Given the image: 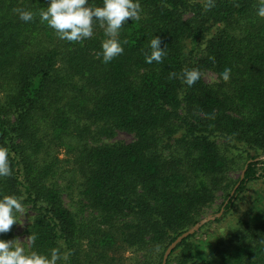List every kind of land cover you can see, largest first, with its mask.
<instances>
[{
  "label": "trees",
  "instance_id": "16d2710c",
  "mask_svg": "<svg viewBox=\"0 0 264 264\" xmlns=\"http://www.w3.org/2000/svg\"><path fill=\"white\" fill-rule=\"evenodd\" d=\"M258 2L139 0L140 19L116 37L123 52L104 63L97 22L91 37L69 42L40 21L48 0H0V147L10 167L0 197L22 198L30 213L24 233L36 240L26 251L58 248L66 258L57 264H161L168 245L222 196V216L185 238L166 264H264V193L226 221L264 183ZM153 36L164 55L149 64ZM192 69L201 75L189 87L183 72ZM206 71L215 81L204 80ZM118 132L133 139L115 141ZM16 229L0 239L16 240Z\"/></svg>",
  "mask_w": 264,
  "mask_h": 264
},
{
  "label": "clouds",
  "instance_id": "9594fccd",
  "mask_svg": "<svg viewBox=\"0 0 264 264\" xmlns=\"http://www.w3.org/2000/svg\"><path fill=\"white\" fill-rule=\"evenodd\" d=\"M19 19L30 22L33 13L26 10H16ZM139 0H103L100 7L90 6L89 0H48L46 9L39 13L40 21L46 23L56 36L69 42L80 41L93 35V22H97L107 37L101 42V51L97 54L104 63L110 62L123 52L121 43L116 39L121 25L128 19H140ZM256 15L264 18V0H259ZM161 39L153 36L148 44L149 53L145 54L147 63H159L164 55ZM230 69L225 68L221 73L224 81L229 79ZM198 70H184L183 83L191 87L200 79ZM175 76V73L170 74ZM10 175L8 150L0 147V177ZM18 214H26L22 198L15 195L0 197V234L9 232L13 224H20ZM30 243H34L36 236H28ZM64 257L58 248L50 249L47 255L36 251H26L19 240L0 239V264H57Z\"/></svg>",
  "mask_w": 264,
  "mask_h": 264
},
{
  "label": "rangeland",
  "instance_id": "374dc122",
  "mask_svg": "<svg viewBox=\"0 0 264 264\" xmlns=\"http://www.w3.org/2000/svg\"><path fill=\"white\" fill-rule=\"evenodd\" d=\"M203 78L206 82L211 83V82L215 81L216 76L214 73H212L210 71H206L203 74ZM132 139H133L132 135L125 133V132H118L116 134V136L114 137L115 141H123V142H130ZM63 153H64V151H61V157H63ZM260 159L264 160V155L261 156ZM241 174H242V170L238 169L232 173V178L234 180H236L239 176H241ZM258 193L259 194L264 193V183H262L261 181L255 185L251 186L248 189V191L245 194V196L243 197L242 201L239 203V206H238L236 212L229 215V217L226 219V221H228L230 219V217L231 218L232 217H238L241 213L246 211L249 208L250 203L253 200L254 196H256ZM66 201L68 202V199H66ZM222 202H223V197L218 196L215 205L212 207V209H210L207 212V214L203 218H205L209 215L216 214L217 208L220 206V204ZM29 215H30V213L28 211H26L25 216L24 215L19 216L18 221L20 224H17V229H16V235H17L16 240H19L20 245L23 246L24 248H26L28 246V243H29V240L24 233V229H25L27 223L29 222V218H30ZM225 224H226V222H223L222 225L212 224V225H210V227L208 229L203 231V234H206L207 232L209 235L216 234L218 231H220L221 228H223L225 226ZM127 256L128 257L132 256V253L128 252Z\"/></svg>",
  "mask_w": 264,
  "mask_h": 264
},
{
  "label": "water",
  "instance_id": "95a60500",
  "mask_svg": "<svg viewBox=\"0 0 264 264\" xmlns=\"http://www.w3.org/2000/svg\"><path fill=\"white\" fill-rule=\"evenodd\" d=\"M249 163L251 162L248 161ZM247 169V166H245V169L242 171V174L240 176V180L243 179L244 177V173ZM240 182L236 185L235 189L239 186ZM234 193V191L232 192V194ZM224 209L222 208L218 213L214 214V215H209L203 219H201L199 222H197L194 226L190 227L188 230L184 231L182 234H180L179 236L176 237V239L174 241H172L168 247L166 248L163 258H162V262L161 264H166L169 255L171 254V252L175 249V247L180 244L185 238H187L190 235H193L196 231H198L200 229L201 226H203L204 224L208 223L209 221L214 220L215 218L221 217L223 214Z\"/></svg>",
  "mask_w": 264,
  "mask_h": 264
}]
</instances>
